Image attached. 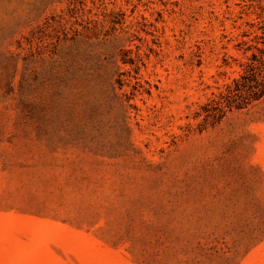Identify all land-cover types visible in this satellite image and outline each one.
Wrapping results in <instances>:
<instances>
[{
    "label": "rangeland",
    "instance_id": "rangeland-1",
    "mask_svg": "<svg viewBox=\"0 0 264 264\" xmlns=\"http://www.w3.org/2000/svg\"><path fill=\"white\" fill-rule=\"evenodd\" d=\"M264 0H0V264H264V97L220 100Z\"/></svg>",
    "mask_w": 264,
    "mask_h": 264
},
{
    "label": "trees",
    "instance_id": "trees-1",
    "mask_svg": "<svg viewBox=\"0 0 264 264\" xmlns=\"http://www.w3.org/2000/svg\"><path fill=\"white\" fill-rule=\"evenodd\" d=\"M256 48L258 53L252 54L241 77L234 81L220 100L207 105L208 118L222 119L226 113L224 106L243 109L264 97V48Z\"/></svg>",
    "mask_w": 264,
    "mask_h": 264
}]
</instances>
